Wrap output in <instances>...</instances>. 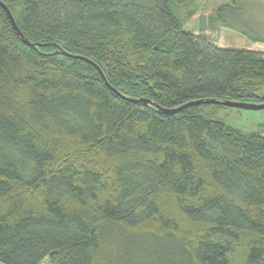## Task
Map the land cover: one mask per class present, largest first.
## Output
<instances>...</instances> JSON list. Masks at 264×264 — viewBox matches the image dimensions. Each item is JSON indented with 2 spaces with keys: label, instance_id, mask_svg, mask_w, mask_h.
Instances as JSON below:
<instances>
[{
  "label": "trees",
  "instance_id": "trees-1",
  "mask_svg": "<svg viewBox=\"0 0 264 264\" xmlns=\"http://www.w3.org/2000/svg\"><path fill=\"white\" fill-rule=\"evenodd\" d=\"M0 1L37 45L0 6V263L264 264V136L216 119L264 103V52L195 0ZM211 23L264 44V0Z\"/></svg>",
  "mask_w": 264,
  "mask_h": 264
},
{
  "label": "rangeland",
  "instance_id": "rangeland-1",
  "mask_svg": "<svg viewBox=\"0 0 264 264\" xmlns=\"http://www.w3.org/2000/svg\"><path fill=\"white\" fill-rule=\"evenodd\" d=\"M224 3L225 0H195L191 6L181 7L180 14L187 19L186 29L197 35H206L221 48L264 52V44L252 43L234 31L214 28L211 25V17ZM216 119L243 132H258L264 136V110L226 108L217 112Z\"/></svg>",
  "mask_w": 264,
  "mask_h": 264
},
{
  "label": "water",
  "instance_id": "water-1",
  "mask_svg": "<svg viewBox=\"0 0 264 264\" xmlns=\"http://www.w3.org/2000/svg\"><path fill=\"white\" fill-rule=\"evenodd\" d=\"M0 6L7 13V15H8V17H9L11 23H12V26H13L14 30L16 31V33H17V35L20 36L24 40L26 45L31 46V47H33V46L36 47L37 45H33L32 43H30L28 40H26L24 38L23 34L21 33L20 29L18 28V26L16 24V21H15L13 15H12L11 11L8 9V7L1 1H0ZM64 54L67 55V56H71L73 58H79V59H83L85 61H89V60H87L85 58L73 56V55H70L68 53H64ZM99 71H100V74H101L102 78L106 82V84L110 87V85L107 83V80H106L103 72L101 71V69H99ZM132 101H134L135 103H138V104L139 103H142V104H151L152 103L151 101L146 100V99L132 100ZM219 103H221V102H218L216 100H200V101H197V102L188 103V104L184 105L183 107H181L179 109H174V110H167V109H162V108H159V109H161V111H163L166 114H176L177 112H179L183 108H187V107H191V106H195V105L219 104ZM221 104L223 106H225V107H228V108L245 109V110H251V111H262V110H264V103L263 104H249V103H239V102L226 101V102H222Z\"/></svg>",
  "mask_w": 264,
  "mask_h": 264
},
{
  "label": "crops",
  "instance_id": "crops-1",
  "mask_svg": "<svg viewBox=\"0 0 264 264\" xmlns=\"http://www.w3.org/2000/svg\"><path fill=\"white\" fill-rule=\"evenodd\" d=\"M0 264H2V263H0Z\"/></svg>",
  "mask_w": 264,
  "mask_h": 264
}]
</instances>
